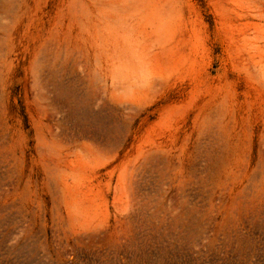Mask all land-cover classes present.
I'll list each match as a JSON object with an SVG mask.
<instances>
[{
    "label": "rangeland",
    "instance_id": "1",
    "mask_svg": "<svg viewBox=\"0 0 264 264\" xmlns=\"http://www.w3.org/2000/svg\"><path fill=\"white\" fill-rule=\"evenodd\" d=\"M0 264H264V0H0Z\"/></svg>",
    "mask_w": 264,
    "mask_h": 264
}]
</instances>
